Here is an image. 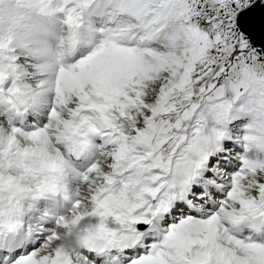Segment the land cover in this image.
<instances>
[{
  "label": "snow or ice",
  "instance_id": "obj_1",
  "mask_svg": "<svg viewBox=\"0 0 264 264\" xmlns=\"http://www.w3.org/2000/svg\"><path fill=\"white\" fill-rule=\"evenodd\" d=\"M37 3L74 34L98 0ZM106 3L39 101L0 41V264H264V0ZM62 224L103 242L64 251Z\"/></svg>",
  "mask_w": 264,
  "mask_h": 264
},
{
  "label": "clouds",
  "instance_id": "obj_2",
  "mask_svg": "<svg viewBox=\"0 0 264 264\" xmlns=\"http://www.w3.org/2000/svg\"><path fill=\"white\" fill-rule=\"evenodd\" d=\"M88 31L84 19L74 34L70 33L62 23V16L41 11L37 0H0V41L7 42L15 50L36 93L33 99L37 101L42 99L39 83L57 69L61 60L70 59V48L78 51V45ZM70 35L74 41L72 45ZM57 239L62 250L71 252L103 242L99 227L78 232L63 224L57 232Z\"/></svg>",
  "mask_w": 264,
  "mask_h": 264
},
{
  "label": "bare ground",
  "instance_id": "obj_3",
  "mask_svg": "<svg viewBox=\"0 0 264 264\" xmlns=\"http://www.w3.org/2000/svg\"><path fill=\"white\" fill-rule=\"evenodd\" d=\"M99 1L103 2V1H106V0H99ZM94 9H95V6L93 8H91V9H89V12L87 13V17H89V19H90V16H92L93 13L95 12ZM85 21H86V23L88 25L89 31L83 37L82 43H83V46H84L83 47L84 51H85L84 53L87 54V53H90L93 50L94 46L98 43V41H99V30L97 31L96 29H94L88 23V21L86 19V16H85ZM77 54L80 55V52H77ZM102 143H103V141H96V142L92 143L91 147L87 151V152H89V153L86 154L87 157L83 158L84 163L83 162L79 163L78 160H81V159H79V157H77L76 159L72 160L73 166L78 168V170H80V171H84L86 169V168H84V165H87L89 162H90V165H91L99 157V155H100V145ZM83 160H81V161H83ZM49 197H52V196L49 195L46 198H41L40 200H38L37 203L35 204V211L38 212L39 209H40V206L42 205V207H46L50 211V213L57 214L56 213V204L55 203L53 204L50 201ZM70 207H71V204H69V208ZM66 211L67 210H65V212Z\"/></svg>",
  "mask_w": 264,
  "mask_h": 264
},
{
  "label": "rangeland",
  "instance_id": "obj_4",
  "mask_svg": "<svg viewBox=\"0 0 264 264\" xmlns=\"http://www.w3.org/2000/svg\"><path fill=\"white\" fill-rule=\"evenodd\" d=\"M95 9H94L95 12L93 13V15L90 16V19H89V17H87V14H86V19H87L88 23L94 29H96L98 31L99 28L101 29L108 22V13L110 11V6L107 5L106 1L101 2V1L98 0L97 5H95ZM83 47H84L83 43L81 42L78 45V51H77V52H80V55L81 54H85L84 53L85 51H84ZM87 153H89V152H87ZM78 162L80 163V160H78ZM89 165H90V162L87 165H84V168H87ZM44 211L50 212L46 207H42V205H41L38 212H44Z\"/></svg>",
  "mask_w": 264,
  "mask_h": 264
}]
</instances>
